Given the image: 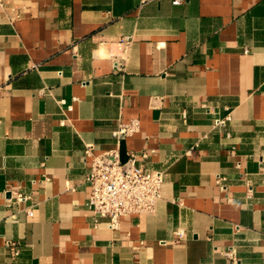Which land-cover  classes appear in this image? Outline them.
<instances>
[{
  "label": "crops",
  "instance_id": "0c3cea01",
  "mask_svg": "<svg viewBox=\"0 0 264 264\" xmlns=\"http://www.w3.org/2000/svg\"><path fill=\"white\" fill-rule=\"evenodd\" d=\"M121 147L163 184L112 230L87 178ZM230 248L264 264V0H0V264H231Z\"/></svg>",
  "mask_w": 264,
  "mask_h": 264
},
{
  "label": "built area",
  "instance_id": "2783aa9c",
  "mask_svg": "<svg viewBox=\"0 0 264 264\" xmlns=\"http://www.w3.org/2000/svg\"><path fill=\"white\" fill-rule=\"evenodd\" d=\"M182 0H173V4H178ZM247 52V50H244ZM226 119H216L215 126H224ZM138 123L132 120L128 123L120 124L112 133L116 145L125 137L137 131ZM226 137H229L227 134ZM86 154L90 152L87 147ZM137 154H127L124 163L119 160V153L112 151L105 157H93L90 173L87 182L90 186V195L85 203L88 210L95 215L107 218L109 228L114 230L119 225L121 217L128 215L152 214L156 203L161 196L163 176L159 172L150 173L138 164ZM223 177H216V185L223 188L221 182ZM248 193L252 188L247 184ZM178 239L183 237V232L175 231ZM4 247L11 259L18 256L16 243L6 241ZM231 264H237L239 258L236 251L230 248L221 253Z\"/></svg>",
  "mask_w": 264,
  "mask_h": 264
},
{
  "label": "water",
  "instance_id": "95a60500",
  "mask_svg": "<svg viewBox=\"0 0 264 264\" xmlns=\"http://www.w3.org/2000/svg\"><path fill=\"white\" fill-rule=\"evenodd\" d=\"M127 157L125 155V152L123 151V148L121 147L119 150V160L121 163H124L126 161Z\"/></svg>",
  "mask_w": 264,
  "mask_h": 264
}]
</instances>
